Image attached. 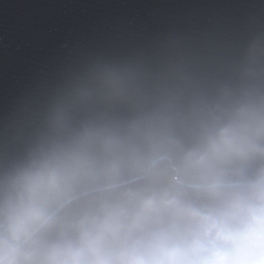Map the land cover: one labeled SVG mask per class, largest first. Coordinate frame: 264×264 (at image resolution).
I'll return each mask as SVG.
<instances>
[{
	"label": "clouds",
	"instance_id": "obj_1",
	"mask_svg": "<svg viewBox=\"0 0 264 264\" xmlns=\"http://www.w3.org/2000/svg\"><path fill=\"white\" fill-rule=\"evenodd\" d=\"M0 264H264V30L50 89L0 137Z\"/></svg>",
	"mask_w": 264,
	"mask_h": 264
},
{
	"label": "water",
	"instance_id": "obj_2",
	"mask_svg": "<svg viewBox=\"0 0 264 264\" xmlns=\"http://www.w3.org/2000/svg\"><path fill=\"white\" fill-rule=\"evenodd\" d=\"M264 30V0H0V137L90 58L179 37L221 56Z\"/></svg>",
	"mask_w": 264,
	"mask_h": 264
}]
</instances>
